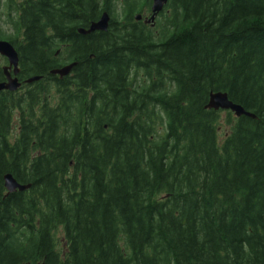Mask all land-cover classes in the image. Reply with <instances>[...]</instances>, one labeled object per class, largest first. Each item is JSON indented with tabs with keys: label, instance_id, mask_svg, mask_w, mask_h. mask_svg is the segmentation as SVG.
I'll return each mask as SVG.
<instances>
[{
	"label": "trees",
	"instance_id": "trees-1",
	"mask_svg": "<svg viewBox=\"0 0 264 264\" xmlns=\"http://www.w3.org/2000/svg\"><path fill=\"white\" fill-rule=\"evenodd\" d=\"M151 3L0 0V264H264V0Z\"/></svg>",
	"mask_w": 264,
	"mask_h": 264
},
{
	"label": "water",
	"instance_id": "water-1",
	"mask_svg": "<svg viewBox=\"0 0 264 264\" xmlns=\"http://www.w3.org/2000/svg\"><path fill=\"white\" fill-rule=\"evenodd\" d=\"M167 3L168 0H152L151 15L145 20V22H154L158 14L164 9V6ZM135 17L137 20H141L143 18L141 14H138ZM110 18L111 17L109 13L104 12L97 21H94L90 24L89 28H79L78 32L83 35H87L96 31H107L110 24ZM0 55L5 57L8 61V65L4 66L3 68L7 79L6 81L0 83V91H17L21 86V82L18 78V74L20 73L18 51L10 41L0 40ZM76 65L77 63L74 62L60 68H55L51 70V74L59 75L61 78H63L64 76L69 75ZM41 78L42 76H33L27 79L26 83H33L40 80ZM206 108L213 110H229L235 113L237 117L246 116L250 118H256L254 113L247 111L242 105L234 103L229 99L228 94L222 91L210 93ZM4 185L8 191V194L16 191H25L31 187V184L19 183L11 173L4 175Z\"/></svg>",
	"mask_w": 264,
	"mask_h": 264
},
{
	"label": "flooded vegetation",
	"instance_id": "flooded-vegetation-1",
	"mask_svg": "<svg viewBox=\"0 0 264 264\" xmlns=\"http://www.w3.org/2000/svg\"><path fill=\"white\" fill-rule=\"evenodd\" d=\"M22 82H23V85H22V87L21 88H25L26 87V84H24V81H25V79H20Z\"/></svg>",
	"mask_w": 264,
	"mask_h": 264
},
{
	"label": "rangeland",
	"instance_id": "rangeland-1",
	"mask_svg": "<svg viewBox=\"0 0 264 264\" xmlns=\"http://www.w3.org/2000/svg\"><path fill=\"white\" fill-rule=\"evenodd\" d=\"M14 127H15V130H17V122L16 121H15V126Z\"/></svg>",
	"mask_w": 264,
	"mask_h": 264
}]
</instances>
